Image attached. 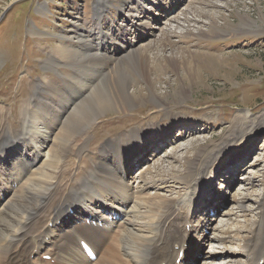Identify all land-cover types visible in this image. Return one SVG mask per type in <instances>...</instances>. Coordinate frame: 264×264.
I'll return each instance as SVG.
<instances>
[{"label": "rangeland", "instance_id": "rangeland-1", "mask_svg": "<svg viewBox=\"0 0 264 264\" xmlns=\"http://www.w3.org/2000/svg\"><path fill=\"white\" fill-rule=\"evenodd\" d=\"M130 4L142 7L144 2L0 0V107L9 109L11 129L18 128L23 103L40 95L41 90L32 93L31 82L45 74L53 81L61 73L74 74L79 89L92 84L89 92L99 84L94 76L100 65L74 72L51 49L60 42L78 43L84 34L97 33V27L113 38L122 30V10ZM175 8L149 30L154 37L140 45L151 44L165 31L170 43L162 49L177 59L167 70L146 64L153 71L150 87L135 76L145 66L122 62L123 74L135 76L129 91L136 101L128 108L104 107L90 127L87 149L95 153L118 135L155 130L144 160L132 161L128 178L136 183L147 163L164 169L168 177L157 185L165 195L186 192L181 178L206 168L212 179L205 203L211 208L200 224L202 237L198 242L193 238L191 263L240 264V250L246 238H254L250 233L264 206V0H179ZM133 36L129 32L123 42ZM55 57L61 60L47 64Z\"/></svg>", "mask_w": 264, "mask_h": 264}, {"label": "bare ground", "instance_id": "bare-ground-1", "mask_svg": "<svg viewBox=\"0 0 264 264\" xmlns=\"http://www.w3.org/2000/svg\"><path fill=\"white\" fill-rule=\"evenodd\" d=\"M143 2L122 10L125 23L113 38L96 26L97 33L84 34L78 43L60 42L51 49L74 72L100 65L94 76L99 84L90 92L92 84L79 89L74 74L61 73L54 81L45 74L31 82L32 93L41 92L20 107L18 128H10V111L0 107V264H192L193 238L198 242L205 231L200 224L211 208L205 203L212 179L207 169L181 178L186 192L165 195L158 188L168 177L164 169L147 163L136 183L128 178L132 161L144 160L155 130L118 135L95 153L87 149L90 127L104 107L128 108L136 101L131 78L150 87L153 71L146 64L167 70L176 58L162 49L170 43L165 31L151 44H140L154 37L149 30L157 29L179 0ZM132 16L142 19L128 21ZM129 32L134 36L124 43ZM60 60L50 58L47 64ZM131 60L145 69L127 78L121 63ZM255 224L254 238H246L240 250V264H264V206ZM80 241L93 247L94 260L85 256Z\"/></svg>", "mask_w": 264, "mask_h": 264}]
</instances>
